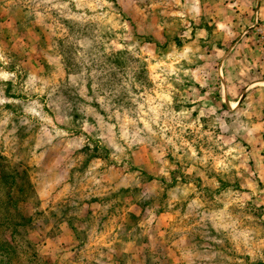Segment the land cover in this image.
I'll return each instance as SVG.
<instances>
[{
	"label": "clouds",
	"instance_id": "obj_1",
	"mask_svg": "<svg viewBox=\"0 0 264 264\" xmlns=\"http://www.w3.org/2000/svg\"><path fill=\"white\" fill-rule=\"evenodd\" d=\"M0 264H264V0H0Z\"/></svg>",
	"mask_w": 264,
	"mask_h": 264
}]
</instances>
